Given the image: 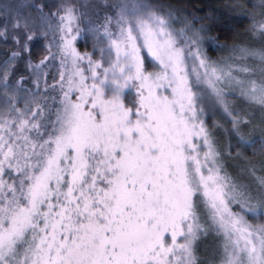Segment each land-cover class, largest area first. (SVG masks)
Segmentation results:
<instances>
[{
    "label": "snow or ice",
    "instance_id": "1",
    "mask_svg": "<svg viewBox=\"0 0 264 264\" xmlns=\"http://www.w3.org/2000/svg\"><path fill=\"white\" fill-rule=\"evenodd\" d=\"M0 264H264V0H0Z\"/></svg>",
    "mask_w": 264,
    "mask_h": 264
},
{
    "label": "trees",
    "instance_id": "2",
    "mask_svg": "<svg viewBox=\"0 0 264 264\" xmlns=\"http://www.w3.org/2000/svg\"><path fill=\"white\" fill-rule=\"evenodd\" d=\"M173 3H179L181 5H184L188 8L189 12H197L198 14H203V12H207L212 8H218L220 5H222L225 0H171ZM201 9L203 11H201ZM243 22H240V24H237L236 21H234L230 16L228 19L224 20L223 23L220 25L219 28L213 29V34L220 31L221 29H225L229 27L230 25H235L236 28L239 30ZM231 33H229L230 35ZM224 37H221V40H223ZM241 39H247L246 36H242ZM33 54L36 58H39L41 55V52L39 48L34 47L33 48ZM219 51L214 52L213 55H221Z\"/></svg>",
    "mask_w": 264,
    "mask_h": 264
}]
</instances>
